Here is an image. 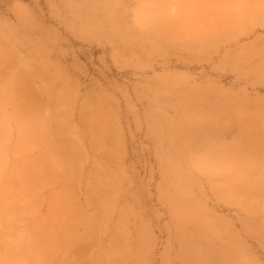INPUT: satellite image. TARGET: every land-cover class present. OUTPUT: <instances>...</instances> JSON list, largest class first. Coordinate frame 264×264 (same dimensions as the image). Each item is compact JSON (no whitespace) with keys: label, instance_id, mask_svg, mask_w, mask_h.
Listing matches in <instances>:
<instances>
[{"label":"rangeland","instance_id":"obj_1","mask_svg":"<svg viewBox=\"0 0 264 264\" xmlns=\"http://www.w3.org/2000/svg\"><path fill=\"white\" fill-rule=\"evenodd\" d=\"M0 84V264H264V0H0ZM24 99L80 149L34 185L51 154ZM35 234L41 251L8 249Z\"/></svg>","mask_w":264,"mask_h":264},{"label":"bare ground","instance_id":"obj_2","mask_svg":"<svg viewBox=\"0 0 264 264\" xmlns=\"http://www.w3.org/2000/svg\"><path fill=\"white\" fill-rule=\"evenodd\" d=\"M19 9V7H17ZM161 12L157 11V12H152L151 10H148L146 8H140L139 12H138V20L140 21V23L142 24H149V23H153L154 21L158 20L159 16H160ZM173 22V21H172ZM175 22V21H174ZM159 29V31H167L168 28L165 29H161V28H157ZM172 35V37H178V32L177 31H169ZM39 74V73H38ZM16 80H19V82L21 83H25L27 84V79H25L23 77V75L18 74L16 77ZM3 87L4 85L0 84V91H3ZM15 90V89H14ZM16 92H18L19 95H21L22 97L26 98V96L29 94L27 92V90L25 88H21L20 91L19 90H15ZM42 105V104H40ZM38 103L33 102L32 100L29 99H24L20 106H19V110L21 111V120H23V127H25L27 129V136L28 138L32 139L34 137H36L37 135H42L44 137V142L49 143L48 145V150L51 154V157L48 161V168L47 170H44L42 168L43 160L40 161H33L32 165H33V169H34V173L35 174V178L33 176V179L29 178L32 180L31 184L29 185H34L35 184V180L38 179V177H41V175H46V174H51L55 167H61L63 169V174L65 173L66 168H69L70 170H73L74 165H75V161H76V156L80 153V149L79 147L76 145V143H74L73 141H70V144L65 146H61L59 145L56 141L59 139V133H62L64 130V126H61L59 128L58 131L55 132L54 136L52 135V132L46 127V119L41 115V110L42 107L40 106ZM208 115L210 114H205V115H192V116H188L189 120H190V127L184 132L182 133V138L180 140V144L186 148L188 151L190 150V152L192 153L193 149L191 150V146H190V142L193 141L194 138L198 137L199 135H201L203 132V129L205 128L206 130H208V128H211L208 132L207 135H209L212 131V127H214L217 118L216 117H209ZM210 126H206L209 125ZM96 136L99 137L100 133L97 132V130L95 131ZM222 153H224V156L221 157H217L212 155L211 157H209L206 160H200L198 158L196 159V163L197 165H200L202 168L206 169L208 172H212L213 171V165L215 162V159H217L219 162H225L226 160H228L230 158V153L229 150L227 149H223ZM46 155V153H45ZM18 165L17 167L19 168V166H22L21 163H19V161L17 162ZM68 170V169H67ZM13 176V175H12ZM67 177L68 180V184L67 186L62 190L61 193H59L57 195V199L65 197L69 190H68V185H73L74 184V175L70 172L66 173L65 175ZM14 183V178L10 177L6 183L4 181V185L2 186V162L0 161V199H3L6 197V193H7V187L9 185H12ZM96 190L94 189L92 193H94ZM99 195V194H97ZM102 199V198H101ZM100 199V200H101ZM1 205V204H0ZM191 219H197L195 217V215H190ZM264 226V224H263ZM39 230V229H38ZM38 230H36L35 232H37ZM94 230H96V228H90V230L87 232V234H91ZM210 227L207 226L205 229V232H209ZM38 235L35 234L34 238L25 243L22 244L20 242H22L21 239H19V241H14L12 243H9L8 245V249L10 250H14V251H25V250H32V252L35 254L38 251H41V243L37 240L35 241ZM57 244V241H52V246L51 249H53L55 247V245ZM83 248V246H82ZM78 249L81 250V245H78ZM208 257H206L204 260H206ZM62 264H66V262H63Z\"/></svg>","mask_w":264,"mask_h":264}]
</instances>
